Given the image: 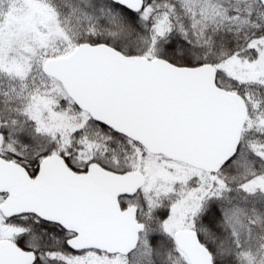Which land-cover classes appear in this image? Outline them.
<instances>
[{
	"label": "snow or ice",
	"instance_id": "6c2138e0",
	"mask_svg": "<svg viewBox=\"0 0 264 264\" xmlns=\"http://www.w3.org/2000/svg\"><path fill=\"white\" fill-rule=\"evenodd\" d=\"M0 264H264V0H0Z\"/></svg>",
	"mask_w": 264,
	"mask_h": 264
}]
</instances>
